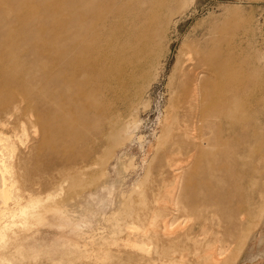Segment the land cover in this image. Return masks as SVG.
<instances>
[{
    "label": "rangeland",
    "instance_id": "obj_1",
    "mask_svg": "<svg viewBox=\"0 0 264 264\" xmlns=\"http://www.w3.org/2000/svg\"><path fill=\"white\" fill-rule=\"evenodd\" d=\"M11 39L20 80L0 103L26 101L0 124L10 144L0 143V158L11 166L7 206L16 209L18 196L27 214L1 220L0 264H149L148 252L134 247L142 246L136 217L123 211L103 231L92 215L86 226L55 208L60 192L82 208V200L98 208L108 197L110 206L99 209L110 216L117 198L101 183L105 175L121 180L126 209L135 211L175 196L191 213L203 192L224 198L207 220V237L188 228L197 214L187 223L180 216L188 229L176 233L191 240L173 255L177 264L183 254L193 259L214 247L209 239L233 215L227 202L238 210L234 236L226 234L230 249L211 264H264V0H0V43ZM228 104H254L250 126L229 129ZM202 111L212 144L195 148ZM53 115L66 121L67 138L40 122L58 124ZM227 130L255 134L256 151L239 154L240 164L233 150L219 155ZM252 183L256 194L246 190ZM3 206L0 198V216ZM155 246L169 244L147 249Z\"/></svg>",
    "mask_w": 264,
    "mask_h": 264
},
{
    "label": "bare ground",
    "instance_id": "obj_2",
    "mask_svg": "<svg viewBox=\"0 0 264 264\" xmlns=\"http://www.w3.org/2000/svg\"><path fill=\"white\" fill-rule=\"evenodd\" d=\"M14 44H15L14 39L5 40L0 43V94L11 90L13 86H16L18 80H20L18 76L14 74V65L17 63L16 58L19 50V48H16L14 46ZM25 101H26L25 98H23L22 103ZM22 103L21 104L15 103L12 105L8 99L1 100L0 107H2V112L0 113V124L2 125L8 124L10 122V116H14V115L17 116L18 112H21L23 110ZM36 105L37 104H35V107ZM249 106L251 107V109L248 108ZM32 107H34V105ZM253 109H254V104H228L227 110L224 113V117H225L224 122H226L229 125V129L231 128L233 130L238 129L239 127L238 123L250 124L251 120L249 117L253 115ZM53 116L54 119L58 121V124H54L51 121L47 122V120H42L41 118H40V122L42 124H45L49 131L59 132V134H61V136H63L64 139L65 137L67 138L68 131L66 129V121H64L63 119L59 120L58 116L56 115ZM196 116L199 117L198 114H196ZM208 119L209 117H207V115L204 114V112L202 111L200 120H198V122H200L201 124L196 123L193 126L192 129L193 134H191V137H192V146H194L195 148L202 147L203 146V144H201L202 141H206L207 143L212 142L210 141V138L208 137L205 138L204 136H206L207 134L203 133V128L206 126L205 122ZM244 119H246L247 121L244 122ZM249 124L248 126H250ZM188 132L190 133V129ZM225 134H226V140L222 142V147H221L222 151L220 152L219 155H229L231 153H228V150L229 149L233 150L235 152L233 160L236 164H240L238 157L241 155V153L246 154L247 157L249 155L252 156L254 154V151H256V149L254 150V146H253L255 142L254 139H252V135L255 134L249 132H245V133L243 132L241 134L236 133L235 135V133H232L231 131L228 130L225 132ZM81 137L82 138H80L78 142V144L80 145L84 142L85 135H82ZM230 137H233L234 140H231ZM1 142H5L6 148L10 146V144L8 143V138L2 134H0V143ZM67 143L69 144V142ZM73 150L74 149H72L71 147L69 148V150H64L63 157L68 158L71 155V152H73ZM2 151L3 148H1L0 146V157L2 155ZM80 157H81L80 160H85L87 158V155L82 154ZM0 162H1L0 163V198L4 200V206L1 208L2 214L0 216V239L2 240L5 237V232H4L5 228L2 226L1 220L4 219L6 216L14 218L15 216L18 215L27 214V209H26L27 206L21 205L18 196L16 198L17 200L16 209H9V207L7 206L8 204L7 202L13 199V195H12L13 187L8 183L9 182L8 174L11 172V166L9 163L6 162L5 159L0 158ZM117 165L119 171L123 173L121 168V163H118ZM101 183L104 184L106 183L108 185L109 191L116 192V198H117L116 209L110 212V216L109 214L104 213L105 211L99 209L100 207L103 210H105L104 208L106 206H110L108 197H101V198L98 197L99 198L98 208L93 206L94 202L92 203L91 201L82 200L84 206V208H82L77 205V198H75L70 192L68 193L67 196H63L62 192H60V194L53 197L55 208L61 211L63 214H66L71 220H74L76 222H83L82 225H86V226H88L90 222L89 215H92V217L97 218V221L99 222V226L103 231L107 230L110 227H113L112 223L115 222L117 219L120 218L122 219L124 217L123 211L126 213L127 219H134L136 217L141 224L140 230L136 235V237L141 240L142 246H140V244H135L134 247H140L142 250L145 249L148 252V256L142 255V258L147 262L149 261V264L152 263L177 264L178 262H180L177 259H174L173 255L179 251L180 245L183 244L186 245V240H184L185 237L191 240V238H189L188 236L183 235L181 231L187 230L188 228L192 229L193 226H196V228L201 227L203 233H206L205 236L207 237L208 233L210 232L208 228L210 224L207 222V220L210 219L212 215H216V212L213 210L214 206H219V207L224 206L226 202L224 198H220L215 201L210 197L209 194H205L203 192V194L200 195L198 199H195V204L191 209V213H189L184 206L179 205L180 203L176 201L175 196H172L171 199L169 198L168 201L163 203V205L161 204L156 205L154 202L151 205L147 204L141 209L135 211L134 209L131 208L126 209L125 200L120 191L121 180L119 181L110 180L105 175L103 176ZM246 190L250 191L252 194L254 193L256 194V192L259 191L257 186L253 185V183L252 185H249ZM79 199H82V196H79ZM262 200L260 204H264V198H262ZM156 201L158 203L161 202L159 200ZM227 203L230 204L233 215L229 223H227L226 225L222 222L219 223V226L223 227V229L222 230L219 229L218 231L219 234L216 235L214 234L212 240L209 239V241H211L214 244V247L210 248V251H208L205 255L200 254L195 256L193 259L188 254H183L182 256L184 258H182L181 260L182 264H211L213 262H218L220 260V257L229 251L230 243H228V239H226L225 236L226 234L229 236H234V234L230 230L231 229L234 230L238 210L231 204V202H227ZM256 204L253 203V206L250 209L254 211L256 208L255 206ZM182 214L185 215V220L188 219L186 223L189 221V218L192 217L194 214L198 215L199 220L196 221L197 222L196 225L192 224L188 228L182 227L183 222L178 221L180 216H182ZM112 218L113 221L110 220ZM262 222H264V220H262ZM178 228L181 230L180 234L176 233L178 231ZM91 235L93 236V234ZM193 237L196 238V235H194ZM159 240L165 241L167 244H169V246L167 247L163 246L160 250H158L157 246H155V251H151L147 249L148 248L147 246L152 244H157V241ZM206 241H208V238L206 239Z\"/></svg>",
    "mask_w": 264,
    "mask_h": 264
}]
</instances>
